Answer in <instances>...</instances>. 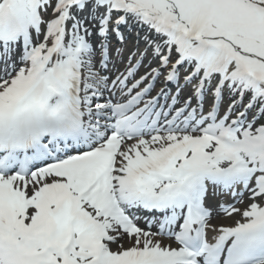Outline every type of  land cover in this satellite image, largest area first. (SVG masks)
Masks as SVG:
<instances>
[{"label":"snow or ice","instance_id":"snow-or-ice-1","mask_svg":"<svg viewBox=\"0 0 264 264\" xmlns=\"http://www.w3.org/2000/svg\"><path fill=\"white\" fill-rule=\"evenodd\" d=\"M0 264H264V0H0Z\"/></svg>","mask_w":264,"mask_h":264},{"label":"bare ground","instance_id":"bare-ground-1","mask_svg":"<svg viewBox=\"0 0 264 264\" xmlns=\"http://www.w3.org/2000/svg\"><path fill=\"white\" fill-rule=\"evenodd\" d=\"M224 222H225V223H230L229 221H226V220H225Z\"/></svg>","mask_w":264,"mask_h":264}]
</instances>
